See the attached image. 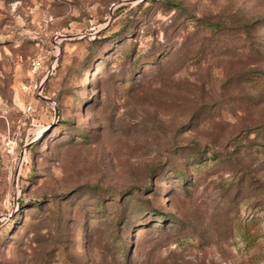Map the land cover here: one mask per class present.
Segmentation results:
<instances>
[{"label":"rangeland","instance_id":"374dc122","mask_svg":"<svg viewBox=\"0 0 264 264\" xmlns=\"http://www.w3.org/2000/svg\"><path fill=\"white\" fill-rule=\"evenodd\" d=\"M0 264H264V0H0Z\"/></svg>","mask_w":264,"mask_h":264},{"label":"built area","instance_id":"2783aa9c","mask_svg":"<svg viewBox=\"0 0 264 264\" xmlns=\"http://www.w3.org/2000/svg\"><path fill=\"white\" fill-rule=\"evenodd\" d=\"M46 58H47L46 55H38L37 57L32 59L31 64H30V70H29V74L31 76V82H30L28 87L27 86L25 87L28 90L29 89L38 90L40 95H42V82L52 72V70L56 64V60H54L53 63L51 64V69H48L47 71H45L44 79L42 81H38L39 76L45 70ZM24 111L27 113L28 112L29 113L34 112L33 105L31 103H29L25 107Z\"/></svg>","mask_w":264,"mask_h":264}]
</instances>
